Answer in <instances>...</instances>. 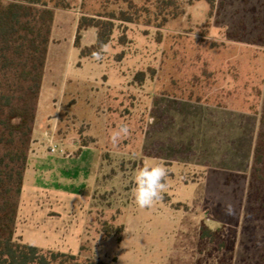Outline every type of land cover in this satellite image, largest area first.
Here are the masks:
<instances>
[{
	"label": "rangeland",
	"instance_id": "obj_1",
	"mask_svg": "<svg viewBox=\"0 0 264 264\" xmlns=\"http://www.w3.org/2000/svg\"><path fill=\"white\" fill-rule=\"evenodd\" d=\"M68 1L70 9H55L32 146L45 150L29 160L16 238L81 260L197 264L203 224L218 229L235 209L240 225L227 264H264V223H255L252 256L244 234L264 129V43L256 42L264 0H212L213 8L174 0L163 12L179 15L162 28L118 23L100 58L80 56L78 21L122 0ZM96 40L90 29L82 46ZM121 125L129 134L113 141ZM83 143L94 146L76 157L74 144ZM159 163L167 166L166 188L140 208L134 174ZM104 223L125 230L109 238ZM218 255L199 264H221Z\"/></svg>",
	"mask_w": 264,
	"mask_h": 264
},
{
	"label": "trees",
	"instance_id": "obj_2",
	"mask_svg": "<svg viewBox=\"0 0 264 264\" xmlns=\"http://www.w3.org/2000/svg\"><path fill=\"white\" fill-rule=\"evenodd\" d=\"M207 2L212 8L215 6L212 0ZM122 4L123 7L93 16L82 13L75 38V47L82 58H97L95 54L102 57L118 23L147 26L155 23L162 28L179 15L163 12L176 5L174 0H122ZM150 5L154 6V12ZM70 8L68 0H0V264H119L117 259L112 262L81 260L74 254L45 251L16 238L55 9ZM90 29L97 33L96 43L83 47L82 39ZM257 39L256 42L264 43L263 35ZM121 41L124 43L125 37ZM144 76L140 73L137 79L142 82ZM246 210L250 222L244 229L248 237L246 254L252 256L253 243H256L253 233L258 227L255 223H264V129L255 149ZM225 216V223L218 229L203 224L197 264L201 257H209L213 251L219 254L217 260L221 264L233 260L240 220L235 209ZM124 230L123 225L115 228L104 223L102 227L109 238L120 237Z\"/></svg>",
	"mask_w": 264,
	"mask_h": 264
},
{
	"label": "clouds",
	"instance_id": "obj_3",
	"mask_svg": "<svg viewBox=\"0 0 264 264\" xmlns=\"http://www.w3.org/2000/svg\"><path fill=\"white\" fill-rule=\"evenodd\" d=\"M99 58V54H95ZM129 134L127 125H121L114 130L112 139L116 141L121 136ZM168 176L167 166L164 163L156 164L152 167H143L134 174V199L138 207H151L161 198V194L166 188V178Z\"/></svg>",
	"mask_w": 264,
	"mask_h": 264
},
{
	"label": "crops",
	"instance_id": "obj_4",
	"mask_svg": "<svg viewBox=\"0 0 264 264\" xmlns=\"http://www.w3.org/2000/svg\"><path fill=\"white\" fill-rule=\"evenodd\" d=\"M74 146H76V149L74 151H72V154H76V157L82 158V157L85 156L84 154L86 152L88 153V152H90L92 150V147L94 146V144H88L87 146H83V145H79V144H74ZM34 150L36 151L35 154L33 152ZM43 150H45V149H44V146H42V145L41 146L39 145V147H37L35 149L33 148L32 151H31L30 159L33 158V157L34 158L35 157L38 158L41 155V153L43 152ZM103 160H104V158H103V152L101 153L99 160H98V158H96V155H95L94 163L95 162L98 163L97 164V166H98L97 179H98V176L100 175L99 173L101 171V170H99V167H100V165H102ZM85 167L87 168V165L86 164H85ZM28 168H29V166H28Z\"/></svg>",
	"mask_w": 264,
	"mask_h": 264
},
{
	"label": "built area",
	"instance_id": "obj_5",
	"mask_svg": "<svg viewBox=\"0 0 264 264\" xmlns=\"http://www.w3.org/2000/svg\"><path fill=\"white\" fill-rule=\"evenodd\" d=\"M58 146L57 145H53L51 148H50V151L52 154H57L58 153Z\"/></svg>",
	"mask_w": 264,
	"mask_h": 264
}]
</instances>
